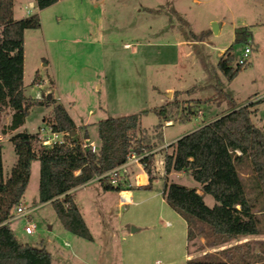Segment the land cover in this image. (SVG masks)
<instances>
[{
    "label": "rangeland",
    "instance_id": "1",
    "mask_svg": "<svg viewBox=\"0 0 264 264\" xmlns=\"http://www.w3.org/2000/svg\"><path fill=\"white\" fill-rule=\"evenodd\" d=\"M35 1L14 0L13 9L15 19L36 13L40 17L38 28L25 31L26 95L40 98L53 93L60 98L73 119L86 124L87 130L78 129L79 137L87 132V141L97 147L99 120L139 113L141 130L155 144L156 178L150 186H140L136 175L145 169L131 166L121 183L131 193L128 203L116 190L104 196L98 179L76 192L95 244L66 230L51 203L39 202L40 161L33 160L24 203L33 209L30 217L37 228L28 234V217L12 220L18 239L46 247L52 264H186L192 253L196 257L206 252L220 255L237 244L244 245L241 251L247 257L232 264H264V236L209 247L203 243L204 235H199L188 243L184 218L163 194L164 156L172 150L169 143L227 111L226 95L241 105L261 100L252 106L258 109L252 118L264 130V0H58L42 10ZM214 23L221 25L220 32L213 30ZM244 27L251 37L245 43L235 42L236 30ZM247 44L252 51L246 65L229 81L217 65L220 53L233 46V65L237 66ZM168 87L178 90L171 92ZM189 105L195 114L181 121ZM162 107L167 108L169 119L157 128L160 117L155 109ZM44 117L52 123V106L33 105L24 125L11 132L7 130L11 111H0L6 176L17 159L10 138L21 131L38 133L47 123ZM167 121L173 124L166 126ZM159 132L163 133L161 141ZM162 144L166 145L159 147ZM239 171L250 201L255 200L259 209L263 195L255 186L251 166L243 163ZM166 178L187 187L200 186L185 172L173 171ZM93 199L99 205L102 227L96 225ZM204 200L209 206L216 202L210 194H204Z\"/></svg>",
    "mask_w": 264,
    "mask_h": 264
},
{
    "label": "trees",
    "instance_id": "2",
    "mask_svg": "<svg viewBox=\"0 0 264 264\" xmlns=\"http://www.w3.org/2000/svg\"><path fill=\"white\" fill-rule=\"evenodd\" d=\"M57 1L36 0V4L42 10ZM13 9L14 0H0V111L7 108L11 111L7 130L14 132L23 126L31 107L39 104L52 106L53 127L68 134L63 143L43 146L38 133L16 132L10 141L17 159L7 176L0 144V264H52V253L44 246L21 242L9 220L24 198L32 161H40L39 202H50L66 230L91 241L93 235L71 191L96 178L103 190L121 191L120 185L112 184L107 173L126 163L132 153L143 155L141 161L150 186L156 178V153L152 152L155 144L141 130L140 114L133 113L101 119L98 122L100 144L98 151L93 152L84 136L78 135L81 126L76 125L61 102L48 94L40 98L26 95L23 82L25 31L38 28L40 17L36 13L15 19ZM235 33V42L245 43L251 37L246 27ZM232 47L226 49L217 64L229 81L246 65H233ZM37 79L38 72L33 83ZM226 98L230 105L227 111L170 143L168 147L172 150L164 156L165 200L186 221L188 240L204 235L205 245L209 247L264 234V202L259 209L255 208V200L250 201L239 171L243 163L251 166L255 186L264 201V130L252 118L258 110L252 106L261 100L241 105L229 95ZM165 110V107L155 109L160 117L157 128L162 127V120L169 119ZM194 114L189 105L181 121L190 120ZM43 120L50 121L47 117ZM157 137L161 141L163 133L159 132ZM173 171L190 174L199 182L202 194L196 187L167 181V175ZM204 194L213 196L216 201L213 206L205 202ZM243 247V244L231 246L220 255L206 252L189 258L186 264H232L237 258L246 260L247 253L241 251Z\"/></svg>",
    "mask_w": 264,
    "mask_h": 264
},
{
    "label": "built area",
    "instance_id": "3",
    "mask_svg": "<svg viewBox=\"0 0 264 264\" xmlns=\"http://www.w3.org/2000/svg\"><path fill=\"white\" fill-rule=\"evenodd\" d=\"M252 49L250 45H246L242 57L239 59L238 64L243 65L247 62L248 56L250 55ZM39 139L40 143L43 146H52L54 144L63 143L66 140L67 132L65 131H59L53 127V124H49L48 122L46 125L41 126L39 128ZM91 149L93 152L98 151V147L95 144H91ZM240 153V152H239ZM143 158V155H138L136 153H132L128 156V160L126 163L110 170L107 175H109L112 184L114 185H121L122 182L125 181L123 178L124 175L128 172V169L131 168L133 165H140L143 167V163L141 159ZM137 182L140 186H145L149 184V176L146 173V171H143V173H140L139 175H136ZM98 179V178H97ZM121 200L124 203H128L131 201L130 197L128 195L122 194ZM33 209H27L26 205L19 204L13 211V214L11 218L9 219L10 222L18 217H28L26 226H25V232L28 234H33L37 228V225L35 222L32 221L30 215L32 213Z\"/></svg>",
    "mask_w": 264,
    "mask_h": 264
},
{
    "label": "crops",
    "instance_id": "4",
    "mask_svg": "<svg viewBox=\"0 0 264 264\" xmlns=\"http://www.w3.org/2000/svg\"><path fill=\"white\" fill-rule=\"evenodd\" d=\"M36 2V1H35ZM25 17H27V16H25ZM219 27V32H220V28H221V25H219L218 26ZM185 43H187L188 44V42L186 41ZM225 51V50H224ZM224 51H222L221 53H220V57L224 54ZM167 90H170L171 92H174V91H176V90H178V89H175V88H172V87H168L167 88ZM180 91V90H179ZM52 95H53V97H54V94L53 93H51ZM58 101H60V98H56ZM62 103V102H61ZM63 104V103H62ZM64 105V104H63ZM64 107L66 108V106L64 105ZM66 110H67V108H66ZM68 111V110H67ZM69 113V112H68ZM70 114V113H69ZM71 116V115H70ZM220 115H216L215 117H213L212 119H210V120H207V121H203V123H202V125H204V124H206V123H208V122H211V121H213V120H215L216 118H218ZM72 117V116H71ZM73 118V117H72ZM74 120V119H73ZM75 121V120H74ZM100 121V120H99ZM75 123H76V125L78 126V127H85L86 128V124H79V123H77L76 121H75ZM167 125L166 126H170V125H172L173 124V122H171V121H167V123H166ZM201 125V126H202ZM199 128V127H198ZM86 130H87V128H86ZM79 131V130H78ZM15 132V131H14ZM78 134H79V132H78ZM86 135H88L87 133L85 134V136H84V139L85 140H87L86 139ZM88 138H89V135H88ZM177 140V139H176ZM176 140H174L173 142H175ZM172 143V142H171ZM91 144H94V143H91ZM168 144V143H167ZM170 144V143H169ZM164 145H166V144H162V145H160L159 147H162V146H164ZM32 165V164H31ZM97 179V178H96ZM93 180H91V181H89V182H87V183H85V184H83V185H81V186H79V187H77L76 189H74V190H72L71 191V193H74L75 194V197H76V192L80 189V188H82V187H84L86 184H88V183H90V182H92ZM120 187L122 188V190L121 191H119V192H121V195L122 194H125V195H128L129 197H130V199H131V201H132V196H131V193H129V192H127L126 191V189H125V185H123V184H121L120 185ZM197 188V190H198V192L199 193H201L202 194V191H201V189H200V186L199 187H196ZM109 190H104V192H103V195L105 196L106 195V193L108 192ZM95 201L97 202V200H95V199H93V202H94V205H93V210H94V213H95V221H96V225L98 226V227H102V221H101V214L99 213L100 211H99V205H96L95 204ZM130 201V202H131ZM46 203H50V202H46ZM76 203H77V205H78V207H79V209H80V211H81V213H82V215H83V217H84V219H85V215H84V213H83V211H82V206L80 205V202L76 199ZM22 204H24L25 205V203H24V198H23V200H22ZM257 209V208H256ZM86 221V220H85ZM186 222V221H185ZM87 223V222H86ZM88 225V224H87ZM88 227L90 228V230L92 231L91 233H92V235H93V240H91L92 242H94L95 244H97L98 242H97V239L94 237V233H93V230L91 229V227L88 225ZM263 237L264 235L263 234H261V235H251V236H246V237H254L253 239H258V237ZM249 239H252V238H249ZM261 239V238H260ZM206 240V239H205ZM205 240H203L204 242L203 243H205ZM190 241L188 240V243H189ZM189 245V244H188ZM224 247V246H223ZM223 247H221V248H223ZM192 254H194V255H192V257H196V255L197 254H195V253H192Z\"/></svg>",
    "mask_w": 264,
    "mask_h": 264
},
{
    "label": "water",
    "instance_id": "5",
    "mask_svg": "<svg viewBox=\"0 0 264 264\" xmlns=\"http://www.w3.org/2000/svg\"><path fill=\"white\" fill-rule=\"evenodd\" d=\"M213 30L217 33L218 32V30H219V28H218V24L217 23H214L213 24ZM171 95V93H169V96ZM52 96V94L51 93H49L48 94V97H51ZM72 134H75V132H73ZM88 138V135H86V139Z\"/></svg>",
    "mask_w": 264,
    "mask_h": 264
}]
</instances>
